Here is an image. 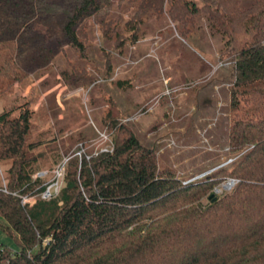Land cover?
I'll use <instances>...</instances> for the list:
<instances>
[{
	"label": "trees",
	"instance_id": "1",
	"mask_svg": "<svg viewBox=\"0 0 264 264\" xmlns=\"http://www.w3.org/2000/svg\"><path fill=\"white\" fill-rule=\"evenodd\" d=\"M114 8L131 10L122 25ZM161 17L181 37L197 34L204 18L223 41L233 112L228 165L183 181L111 106L100 121L112 150L69 158L58 194L44 200L46 181L33 177L39 155L29 154L39 144L29 140L32 99L17 114L3 110L0 162L11 165L0 185V232L17 249L0 241V264H264V0H0V79L20 84L65 47L88 60L93 28L113 49H103L97 79L82 65L69 83L108 80L113 52L122 55ZM231 180L229 191L214 193ZM24 196L35 201L22 204Z\"/></svg>",
	"mask_w": 264,
	"mask_h": 264
},
{
	"label": "rangeland",
	"instance_id": "2",
	"mask_svg": "<svg viewBox=\"0 0 264 264\" xmlns=\"http://www.w3.org/2000/svg\"><path fill=\"white\" fill-rule=\"evenodd\" d=\"M130 13L114 8L112 16L122 25ZM192 29L197 34L181 37L167 17L151 18L138 42L125 44L122 55L113 52L110 79L95 80L90 86L69 81H74L73 67L82 65L97 79L98 70L103 71V49H113L112 41L104 40L93 28L88 60H79L74 49L65 47L47 67L20 84L0 79V112L14 109L17 114L32 99L28 102L32 110L29 140L39 143L29 153L39 155L33 177L48 182L58 165L65 173L72 156L108 146L110 139H100V133L109 138L100 120L111 106L120 119L128 121L143 145L157 152L159 165L173 167L183 181L202 177L217 163L227 166L233 112L225 62L230 58L227 54L219 58L223 41L210 33L204 18ZM47 45L56 50L58 42L50 39ZM197 65L207 68L206 73H197ZM131 76L132 89L115 84ZM10 165V161L0 162V185L7 183ZM228 182L221 183L214 193L229 191L235 182L227 186ZM28 199L32 204L35 196ZM0 241L17 249L2 232Z\"/></svg>",
	"mask_w": 264,
	"mask_h": 264
},
{
	"label": "built area",
	"instance_id": "3",
	"mask_svg": "<svg viewBox=\"0 0 264 264\" xmlns=\"http://www.w3.org/2000/svg\"><path fill=\"white\" fill-rule=\"evenodd\" d=\"M100 136H101L100 139L103 142L109 141L107 134L100 133ZM107 145L108 146L102 147L100 150L101 151H111L112 147H113L111 141H109V143ZM63 173H64V168L62 166H59V165L57 166L56 169L53 170L52 178L50 179V181L46 182V186H45L44 190L40 193V197L42 199L49 200L58 194V192L61 188L60 184H61L62 179H63ZM38 174H39V176H42V174H44V172L42 171V172H39ZM3 185L5 187V184H3ZM3 190L6 191L5 188ZM21 202H22V204H25V203H29L30 200L28 199V197L24 196V197H22Z\"/></svg>",
	"mask_w": 264,
	"mask_h": 264
},
{
	"label": "crops",
	"instance_id": "4",
	"mask_svg": "<svg viewBox=\"0 0 264 264\" xmlns=\"http://www.w3.org/2000/svg\"><path fill=\"white\" fill-rule=\"evenodd\" d=\"M138 62V61H137ZM211 65V64H210ZM197 70H196V72L197 73H206V70H207V68L205 69L204 67H202V66H198L197 65ZM133 76H131V77H129L128 79H124L123 81H125V88H128V89H132L133 88ZM168 79H170V78H168ZM131 80V81H130ZM135 106H137V105H139V103H133Z\"/></svg>",
	"mask_w": 264,
	"mask_h": 264
},
{
	"label": "water",
	"instance_id": "5",
	"mask_svg": "<svg viewBox=\"0 0 264 264\" xmlns=\"http://www.w3.org/2000/svg\"><path fill=\"white\" fill-rule=\"evenodd\" d=\"M232 183H234L233 180L229 181V182L227 183V186H230Z\"/></svg>",
	"mask_w": 264,
	"mask_h": 264
}]
</instances>
